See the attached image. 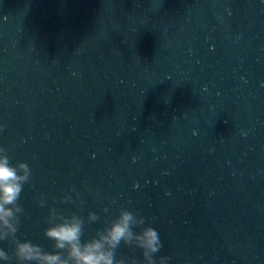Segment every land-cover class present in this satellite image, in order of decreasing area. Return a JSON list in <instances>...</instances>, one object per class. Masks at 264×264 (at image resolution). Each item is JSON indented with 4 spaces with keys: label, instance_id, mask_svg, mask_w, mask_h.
I'll list each match as a JSON object with an SVG mask.
<instances>
[{
    "label": "water",
    "instance_id": "water-1",
    "mask_svg": "<svg viewBox=\"0 0 264 264\" xmlns=\"http://www.w3.org/2000/svg\"><path fill=\"white\" fill-rule=\"evenodd\" d=\"M0 148L21 240L128 208L169 264H264V0H0Z\"/></svg>",
    "mask_w": 264,
    "mask_h": 264
},
{
    "label": "clouds",
    "instance_id": "clouds-1",
    "mask_svg": "<svg viewBox=\"0 0 264 264\" xmlns=\"http://www.w3.org/2000/svg\"><path fill=\"white\" fill-rule=\"evenodd\" d=\"M30 178L28 163L12 164L7 149L0 148V242L6 241L11 247L10 253L0 247V261L5 264L13 261L14 264H169L170 257L157 256L163 247L158 231L146 226L145 218L128 208H121L102 230L87 239L84 238L85 218L77 213L64 215L50 208L43 235L53 242L52 251L31 240L19 239L20 215L24 211L19 200ZM61 201L71 202V197L65 195ZM97 220L96 213L88 212V223ZM122 244L139 249L142 260L128 256L117 258V249Z\"/></svg>",
    "mask_w": 264,
    "mask_h": 264
}]
</instances>
